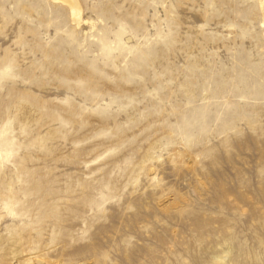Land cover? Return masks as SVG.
<instances>
[{
	"label": "rangeland",
	"instance_id": "rangeland-1",
	"mask_svg": "<svg viewBox=\"0 0 264 264\" xmlns=\"http://www.w3.org/2000/svg\"><path fill=\"white\" fill-rule=\"evenodd\" d=\"M56 1L0 0V264H264V0Z\"/></svg>",
	"mask_w": 264,
	"mask_h": 264
},
{
	"label": "bare ground",
	"instance_id": "bare-ground-1",
	"mask_svg": "<svg viewBox=\"0 0 264 264\" xmlns=\"http://www.w3.org/2000/svg\"><path fill=\"white\" fill-rule=\"evenodd\" d=\"M61 1L64 2V4L66 3L68 5V7L70 8V12H71V16H72L73 21L76 24H79L81 22L80 5L78 4L79 2L77 0H61ZM76 249H77V247H76ZM241 263H242V261H241Z\"/></svg>",
	"mask_w": 264,
	"mask_h": 264
}]
</instances>
